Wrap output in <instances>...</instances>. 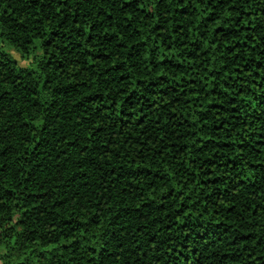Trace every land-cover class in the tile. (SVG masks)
<instances>
[{"label":"trees","instance_id":"16d2710c","mask_svg":"<svg viewBox=\"0 0 264 264\" xmlns=\"http://www.w3.org/2000/svg\"><path fill=\"white\" fill-rule=\"evenodd\" d=\"M0 264H264V0H0Z\"/></svg>","mask_w":264,"mask_h":264},{"label":"rangeland","instance_id":"374dc122","mask_svg":"<svg viewBox=\"0 0 264 264\" xmlns=\"http://www.w3.org/2000/svg\"><path fill=\"white\" fill-rule=\"evenodd\" d=\"M0 49L6 51L7 53L11 54L12 57L18 62V64L21 66V67H26V66H29L30 63L28 62V60H23L21 58V56L15 52L14 50H12L11 48L3 45L0 43Z\"/></svg>","mask_w":264,"mask_h":264}]
</instances>
